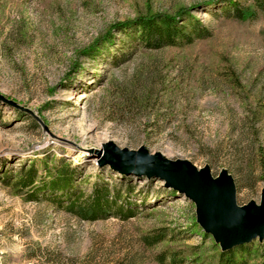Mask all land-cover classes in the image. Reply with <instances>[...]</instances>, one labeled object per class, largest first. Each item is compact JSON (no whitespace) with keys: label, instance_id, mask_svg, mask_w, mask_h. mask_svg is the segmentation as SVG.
Returning a JSON list of instances; mask_svg holds the SVG:
<instances>
[{"label":"rangeland","instance_id":"obj_1","mask_svg":"<svg viewBox=\"0 0 264 264\" xmlns=\"http://www.w3.org/2000/svg\"><path fill=\"white\" fill-rule=\"evenodd\" d=\"M223 8L220 0H0V95L39 119L0 102V264H162V254L164 264H216L220 247L190 200L157 178L99 166L96 151L112 142L208 166L213 177L226 169L237 205L259 204L264 19L227 20ZM182 10L210 37L131 48L113 29V44L101 47L114 24ZM40 159L71 164L82 193L95 183L107 184L109 199L118 190L136 215L86 221L25 201L12 183ZM152 238L162 240L149 246ZM247 247V264H261L264 238Z\"/></svg>","mask_w":264,"mask_h":264},{"label":"trees","instance_id":"obj_2","mask_svg":"<svg viewBox=\"0 0 264 264\" xmlns=\"http://www.w3.org/2000/svg\"><path fill=\"white\" fill-rule=\"evenodd\" d=\"M212 1V0H211ZM224 2L221 16L234 21H253L257 18L264 19V0H220ZM117 29L125 32L129 47L143 46L148 49L164 47H181L191 45L197 40L210 37V31L201 24L200 20L191 16L187 10L178 14L138 15L133 20L121 24H114L111 30L101 38V47L113 44L111 31ZM100 47V48H101ZM99 46L93 50H99ZM101 50V49H100ZM90 50L88 53H90ZM92 54L90 57H94ZM40 163V165H39ZM43 170L46 176L39 174ZM75 168L65 164L64 160H54L48 165L44 159L31 162L30 166L22 168L12 183L15 192L27 202L39 200L50 201L62 207L66 212L77 216L81 220L96 221L106 217L127 220L136 215L128 202L121 201V194L115 191L109 199L110 189L107 184L95 183L89 194L82 193L74 186ZM136 208V207H135ZM149 246L155 245L162 239L152 238ZM249 249L247 244L235 247L229 251H219L216 264H247ZM163 254L160 263H165ZM174 262V258L171 257ZM261 264H264V257Z\"/></svg>","mask_w":264,"mask_h":264},{"label":"water","instance_id":"obj_3","mask_svg":"<svg viewBox=\"0 0 264 264\" xmlns=\"http://www.w3.org/2000/svg\"><path fill=\"white\" fill-rule=\"evenodd\" d=\"M0 102L37 117L0 95ZM39 121V119H37ZM99 166L122 175L157 178L164 186L182 194L195 206L196 222L205 234L212 236L221 252L264 238V187L260 202L239 206L232 176L222 169L216 177L205 166L198 169L188 160H169L161 153L149 154L145 147L138 150L119 149L112 142L96 151Z\"/></svg>","mask_w":264,"mask_h":264}]
</instances>
